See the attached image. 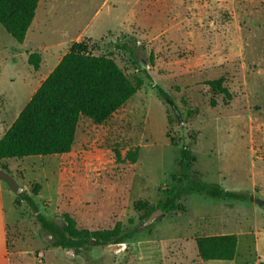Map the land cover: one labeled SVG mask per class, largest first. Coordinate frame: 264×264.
Listing matches in <instances>:
<instances>
[{
    "label": "rangeland",
    "instance_id": "obj_1",
    "mask_svg": "<svg viewBox=\"0 0 264 264\" xmlns=\"http://www.w3.org/2000/svg\"><path fill=\"white\" fill-rule=\"evenodd\" d=\"M120 41L130 49L113 48ZM69 52L110 57L145 84L107 123L83 118L68 156L2 160L0 170L51 220L67 213L89 232L121 223L129 238L119 251L47 249L34 213L26 202L15 208L8 190L11 264L263 263L264 0H39L24 43L0 26V139ZM34 53L38 70L29 63ZM219 79L231 98L207 85ZM182 147L194 179L254 201L192 193L140 228L175 185ZM136 149L138 161L125 160ZM223 234L239 238L235 260L202 261L196 238Z\"/></svg>",
    "mask_w": 264,
    "mask_h": 264
},
{
    "label": "trees",
    "instance_id": "obj_2",
    "mask_svg": "<svg viewBox=\"0 0 264 264\" xmlns=\"http://www.w3.org/2000/svg\"><path fill=\"white\" fill-rule=\"evenodd\" d=\"M38 7L39 0H0V26L22 44L36 18ZM113 48L128 50L130 44L129 41H120ZM29 63L38 70L40 55L32 54ZM144 84L141 78L135 83L131 81L110 57L67 53L0 139V161L71 153L83 118L95 125L107 123ZM207 85L231 98L224 87V79L208 81ZM153 87L160 100L173 104L171 96L161 86L153 84ZM116 157L118 162L122 161L118 151ZM138 158L139 149H136L129 151L125 160L135 164ZM192 162L190 151L182 147L175 185L164 191L167 198L158 206L164 213L173 210L182 197L192 193L213 199L254 201L249 192L228 191L220 185H208L194 179L190 173ZM39 190L40 186L36 185L34 194L37 195ZM22 202H26L34 213L47 249H62L79 255L91 247L124 244L129 238L121 223L113 229L89 232L80 230L76 220L67 213L62 215L60 222L51 220L27 193L17 197L15 205L20 207ZM195 243L202 261L232 262L237 255L239 238L235 234L200 236Z\"/></svg>",
    "mask_w": 264,
    "mask_h": 264
},
{
    "label": "crops",
    "instance_id": "obj_3",
    "mask_svg": "<svg viewBox=\"0 0 264 264\" xmlns=\"http://www.w3.org/2000/svg\"><path fill=\"white\" fill-rule=\"evenodd\" d=\"M61 60L62 58L59 59L55 65L57 66ZM56 66L51 70V72L56 68ZM51 72H49V75L51 74ZM69 154L60 155V156L65 157L68 156ZM8 190H10L8 185L0 180V264H11L10 249L8 242L9 225L7 223L6 206H5V195L8 192ZM15 200L16 197H14V201H13V204L16 208Z\"/></svg>",
    "mask_w": 264,
    "mask_h": 264
},
{
    "label": "water",
    "instance_id": "obj_4",
    "mask_svg": "<svg viewBox=\"0 0 264 264\" xmlns=\"http://www.w3.org/2000/svg\"><path fill=\"white\" fill-rule=\"evenodd\" d=\"M178 119H179V125L183 124L180 116H178ZM0 180L6 183L9 189L17 197L21 196L25 192V189L17 182V180L14 177L1 170H0ZM162 214H164V212L158 209L157 211L151 214V216L142 224L140 228H146L151 226ZM122 247H124V245L120 244V245L110 246L109 249L111 251H119L120 249H122Z\"/></svg>",
    "mask_w": 264,
    "mask_h": 264
}]
</instances>
